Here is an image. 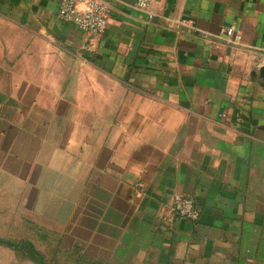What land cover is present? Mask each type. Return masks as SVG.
<instances>
[{"label": "crops", "instance_id": "crops-1", "mask_svg": "<svg viewBox=\"0 0 264 264\" xmlns=\"http://www.w3.org/2000/svg\"><path fill=\"white\" fill-rule=\"evenodd\" d=\"M0 0V239L97 264H264V0ZM235 25L233 46L218 36ZM176 194L202 210L179 219ZM38 264L0 245V264Z\"/></svg>", "mask_w": 264, "mask_h": 264}, {"label": "built area", "instance_id": "built-area-1", "mask_svg": "<svg viewBox=\"0 0 264 264\" xmlns=\"http://www.w3.org/2000/svg\"><path fill=\"white\" fill-rule=\"evenodd\" d=\"M158 0H137L135 7L144 12L148 23H153L157 17L154 5ZM62 21L78 27L80 30L94 35L103 34L109 25L110 7L98 0H62L59 10ZM221 40L233 46L242 45L243 35L235 26H222L218 36ZM173 210L179 219L197 222L202 216V210L190 196L176 194L173 197Z\"/></svg>", "mask_w": 264, "mask_h": 264}, {"label": "rangeland", "instance_id": "rangeland-1", "mask_svg": "<svg viewBox=\"0 0 264 264\" xmlns=\"http://www.w3.org/2000/svg\"><path fill=\"white\" fill-rule=\"evenodd\" d=\"M55 237L38 241V249L48 264H97L72 247L62 248L63 242L57 235Z\"/></svg>", "mask_w": 264, "mask_h": 264}, {"label": "trees", "instance_id": "trees-1", "mask_svg": "<svg viewBox=\"0 0 264 264\" xmlns=\"http://www.w3.org/2000/svg\"><path fill=\"white\" fill-rule=\"evenodd\" d=\"M0 245H6L16 250L23 249L38 264H48L44 256L30 242H14L0 239Z\"/></svg>", "mask_w": 264, "mask_h": 264}, {"label": "water", "instance_id": "water-1", "mask_svg": "<svg viewBox=\"0 0 264 264\" xmlns=\"http://www.w3.org/2000/svg\"><path fill=\"white\" fill-rule=\"evenodd\" d=\"M261 76L264 79V68L261 70Z\"/></svg>", "mask_w": 264, "mask_h": 264}]
</instances>
